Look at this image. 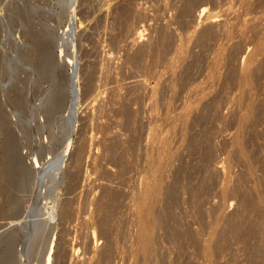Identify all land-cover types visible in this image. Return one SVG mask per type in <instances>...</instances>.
<instances>
[{"label":"rangeland","instance_id":"rangeland-1","mask_svg":"<svg viewBox=\"0 0 264 264\" xmlns=\"http://www.w3.org/2000/svg\"><path fill=\"white\" fill-rule=\"evenodd\" d=\"M263 222L264 0H0V264H264Z\"/></svg>","mask_w":264,"mask_h":264},{"label":"bare ground","instance_id":"bare-ground-1","mask_svg":"<svg viewBox=\"0 0 264 264\" xmlns=\"http://www.w3.org/2000/svg\"><path fill=\"white\" fill-rule=\"evenodd\" d=\"M201 10V9H200ZM206 11V8L204 7V8H202V12H203V14H204V12ZM142 30V29H141ZM140 32H138V34H139ZM143 34V33H142ZM139 36H141V34L139 35ZM140 38V37H139ZM137 39V38H136ZM137 57V56H136ZM135 57V58H136ZM77 66V64H76V61H74V70H77V69H75V67ZM247 69V68H246ZM248 71V70H247ZM75 72V71H74ZM76 72H78V71H76ZM73 75V92H72V94L75 92V81L77 80V74H72ZM79 79V78H78ZM78 81V80H77ZM74 95V94H73ZM72 95V96H73ZM60 97V96H59ZM63 97V96H62ZM76 97V96H75ZM75 97H73V98H75ZM57 101V100H56ZM59 101V100H58ZM73 104L71 105V108H70V119L72 118L73 119V117L75 118V107H74V99H73ZM64 103V102H63ZM60 104V103H59ZM51 106H55V105H51ZM57 107L59 108V106L57 105ZM42 108V107H41ZM49 108V107H48ZM53 110V109H52ZM46 111V110H45ZM57 111V110H56ZM125 111V110H124ZM41 112H42V110H41ZM43 113V112H42ZM52 113V112H51ZM51 113H49V114H51ZM46 114V113H45ZM48 117V116H47ZM51 117V116H50ZM69 119V118H68ZM70 121V120H69ZM73 126V125H72ZM118 133V132H117ZM110 134V133H109ZM106 135V134H105ZM105 135L103 136V137H105ZM113 135V134H112ZM119 135V134H118ZM107 136H109V135H107ZM106 136V137H107ZM108 138H110V137H108ZM114 138V137H113ZM240 138V137H239ZM242 138V137H241ZM94 139V138H93ZM101 139V138H100ZM99 139V140H100ZM111 139V138H110ZM109 139V140H110ZM119 139V138H118ZM105 140V139H104ZM107 140V139H106ZM112 140V139H111ZM115 140V139H114ZM122 140V139H121ZM125 140V139H124ZM97 141V140H96ZM95 141V142H96ZM120 141V140H119ZM123 141V140H122ZM121 141V142H122ZM149 141H151V140H149ZM238 141H239V143H241L242 142V140H240V139H238ZM93 142V141H92ZM101 142H103V141H101ZM101 142L99 143V145H101ZM105 142V141H104ZM103 142V143H104ZM118 142V141H117ZM163 142V141H162ZM110 143H112V142H110ZM110 143H106V144H110ZM165 143V142H164ZM94 144V143H93ZM97 144H98V142H97ZM105 144V145H106ZM148 144H150V142L148 143ZM242 144V143H241ZM240 144V145H241ZM95 145V144H94ZM93 145V146H94ZM117 145V144H116ZM161 145H163V143L161 144ZM165 145H166V143H165ZM165 145H163V147H165ZM91 146V145H90ZM115 146V145H114ZM120 146V145H119ZM239 146V145H238ZM92 147V146H91ZM116 147H118V146H116ZM94 148V147H93ZM112 149H113V146L111 147ZM109 149H110V147H109ZM108 149V150H109ZM114 150V149H113ZM112 150V151H113ZM90 151H92V150H90ZM104 151H106V150H104ZM109 151H111V150H109ZM114 151H116V150H114ZM84 153V152H83ZM86 153V152H85ZM107 153V152H106ZM112 153V152H111ZM206 153V152H205ZM207 154V153H206ZM82 156V155H81ZM99 156V155H98ZM114 156V155H113ZM66 157V154H65V152H64V154L61 156V158H59V163L61 164V162H64L63 160H64V158ZM92 157V156H91ZM115 158H117L116 156H115ZM79 159V158H78ZM60 164H59V166H60ZM63 164V163H62ZM62 167H63V165H62ZM216 167V166H215ZM60 168H61V166H60ZM221 168V167H220ZM60 170V169H59ZM163 172V171H162ZM164 173V172H163ZM149 182V181H148ZM104 183V182H103ZM83 185V184H82ZM81 185V186H82ZM103 185V184H102ZM104 186V185H103ZM162 186V185H161ZM98 187V186H97ZM106 187H107V185H106ZM105 188V187H104ZM154 188H156L155 187V185L154 184H149V185H147L146 186V188L144 189V190H142L140 193H141V195H146V197H147V195H149L151 192H152V190L154 189ZM84 190V189H83ZM82 190V191H83ZM106 190V189H105ZM108 190V189H107ZM140 190V189H139ZM105 192V191H104ZM107 195V194H106ZM155 195V197L154 198H156V195L157 194H154ZM163 196V195H162ZM112 197V196H111ZM158 197V196H157ZM161 197V196H160ZM108 198V197H107ZM137 198V197H136ZM157 199V198H156ZM153 200H155V199H153ZM111 201V200H110ZM103 202V201H102ZM105 202V201H104ZM112 202H114V201H112ZM157 202H158V200H157ZM107 203V202H106ZM153 205L154 204H152V206L150 207V208H148V211L147 212H145L144 213V210L143 209H141V207H139V208H137L138 210H137V212H139L140 213V215H141V220H142V225H141V228H142V231H143V234H144V236L145 237H148V239H150L151 238V236H152V234H153V230H152V226H153V222L154 221H156L158 218L156 217L157 215H154L153 213H152V211H153ZM143 206V205H142ZM245 206H247V205H245ZM102 208H104L103 206H101ZM106 207V206H105ZM107 208V207H106ZM109 210H111V209H108V211ZM98 211V210H97ZM107 211V210H106ZM113 211V210H112ZM65 212V211H64ZM75 212V211H74ZM69 213H70V211H69ZM106 213V212H105ZM109 214V213H108ZM138 214V213H137ZM66 215H68V214H66ZM74 215H75V213H74ZM102 215V214H101ZM105 215V214H104ZM65 216V215H64ZM76 216H77V214H76ZM109 216V215H108ZM110 218V217H109ZM107 219H104L103 221V223H106L107 221H106ZM259 220V219H258ZM236 222V221H235ZM257 222V221H256ZM239 223V222H238ZM258 223V222H257ZM261 223V222H260ZM110 224V223H109ZM237 224V223H236ZM252 224H254V223H252ZM256 224V223H255ZM263 224H264V222H263ZM105 225V224H104ZM103 225V226H104ZM237 226V225H236ZM107 227H108V225H107ZM252 227V226H251ZM259 227V226H258ZM260 227H261V225H260ZM103 228V227H102ZM253 228V227H252ZM105 230H106V228H104ZM256 229V228H255ZM258 229V228H257ZM260 230V229H259ZM262 230H263V228H262ZM261 230V231H262ZM250 231V230H249ZM264 231V230H263ZM260 233V232H259ZM105 234H106V232H105ZM111 234V233H110ZM261 235H262V233H261ZM110 236V235H109ZM255 236V235H254ZM107 237V236H106ZM259 238V237H258ZM264 238V237H263ZM108 239V238H107ZM111 239H112V237H111ZM110 239V240H111ZM113 241V240H112ZM263 243V242H262ZM68 245V244H67ZM73 245V244H72ZM107 245H109L108 243H107ZM111 246V245H110ZM112 246H113V244H112ZM112 246L110 247V248H112ZM76 247V246H75ZM107 247V246H106ZM72 248H73V246H72ZM210 248V247H209ZM70 249V248H69ZM76 249V248H75ZM78 250V249H77ZM109 250V249H108ZM112 250V249H111ZM67 251V250H66ZM72 251H75L74 249H72ZM79 251V250H78ZM204 251H205V249H204ZM69 252H71V251H69ZM77 252V251H76ZM104 252H105V250H104ZM111 251H109V253H110ZM208 252H210V251H208ZM260 252V251H259ZM66 253V252H65ZM263 253H264V251H263ZM57 254H58V252H57ZM67 254V253H66ZM108 254V253H107ZM206 254V253H205ZM62 255V254H61ZM69 255H70V253H69ZM68 255V256H69ZM78 255V254H77ZM207 255V254H206ZM262 255V254H261ZM58 256V255H57ZM64 256V255H63ZM107 256V255H106ZM108 256H110V255H108ZM262 256H264V255H262ZM76 257V256H75ZM104 257H105V255H104ZM104 257H103V259H104ZM72 258V257H71ZM73 259V258H72ZM102 259V260H103ZM262 259V258H261ZM260 259V260H261ZM61 260V259H60ZM74 260V259H73ZM108 260H109V257H108ZM107 259H106V261H108ZM64 263V262H63ZM97 263V262H96ZM106 263V262H105ZM256 263V262H255Z\"/></svg>","mask_w":264,"mask_h":264}]
</instances>
